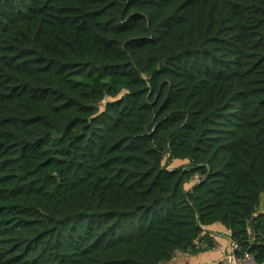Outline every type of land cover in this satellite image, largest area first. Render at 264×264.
I'll use <instances>...</instances> for the list:
<instances>
[{
  "label": "trees",
  "instance_id": "obj_1",
  "mask_svg": "<svg viewBox=\"0 0 264 264\" xmlns=\"http://www.w3.org/2000/svg\"><path fill=\"white\" fill-rule=\"evenodd\" d=\"M262 199L264 0H0V264H170L216 225L264 264Z\"/></svg>",
  "mask_w": 264,
  "mask_h": 264
},
{
  "label": "rangeland",
  "instance_id": "obj_2",
  "mask_svg": "<svg viewBox=\"0 0 264 264\" xmlns=\"http://www.w3.org/2000/svg\"><path fill=\"white\" fill-rule=\"evenodd\" d=\"M188 166H189V162L188 161H182V162H180V161H174L173 163L170 164L169 169H172V168H183L184 169V168H188ZM163 167H166V160L164 161ZM195 177L191 180V182H189V184H187L185 186V188L187 190H191L192 187H193V185L196 183ZM258 212H264V199H262V201H261V205H260V208H259V211ZM216 226H220V225H216ZM215 230H218V229H215ZM218 238L220 239V243H226V244H228V240H227V238L224 235H221ZM218 247H219V244H215V248H218ZM215 248L213 249V251H211L210 254L213 253L216 256H218V259L217 260H221V258H222V261H223L222 264H228L226 257L229 254V247H228V251H227L226 254H221V252H217L215 250ZM188 257L192 258V260H191L192 263L187 262L186 259ZM199 257H200V255H192V254H182V253H179V255H175V258L172 260V262L170 264H172V263H174V264H183V263L195 264L194 262H196ZM215 261H211V260L207 259L206 262H208V263H205V264H217V263H210V262H215ZM198 264H204V261H201Z\"/></svg>",
  "mask_w": 264,
  "mask_h": 264
},
{
  "label": "built area",
  "instance_id": "obj_3",
  "mask_svg": "<svg viewBox=\"0 0 264 264\" xmlns=\"http://www.w3.org/2000/svg\"><path fill=\"white\" fill-rule=\"evenodd\" d=\"M195 180H198V176L195 177ZM229 254L227 255L226 259L228 264H257L254 257L249 253L241 254L240 248L238 244L230 239V232H229ZM217 252H224V249L221 245L218 248H215Z\"/></svg>",
  "mask_w": 264,
  "mask_h": 264
},
{
  "label": "crops",
  "instance_id": "obj_4",
  "mask_svg": "<svg viewBox=\"0 0 264 264\" xmlns=\"http://www.w3.org/2000/svg\"><path fill=\"white\" fill-rule=\"evenodd\" d=\"M215 229H218V230H215ZM208 232H210L212 234V236H215L216 244H219V245H221L223 247L224 252L221 253V254H226L227 251H228V244H226V243H220V239L218 237L221 236V235H224L227 238V240L229 241V231L226 230L225 228L221 227V226H216L212 230H208ZM210 253L211 252L206 253V254H201L200 257L197 259V261L194 262V263L195 264H198L201 261H204V264H205V263H208V262H206L207 259H209L211 261H215L216 260L215 262H210V263H217V264H222L223 263L222 258H221V260H217L218 259V256H216L213 253H212L213 254L212 255ZM177 255H179V253ZM186 260H187V262L192 263L191 262L192 258L188 257ZM190 263H188V264H190ZM172 264H174V263H172Z\"/></svg>",
  "mask_w": 264,
  "mask_h": 264
}]
</instances>
